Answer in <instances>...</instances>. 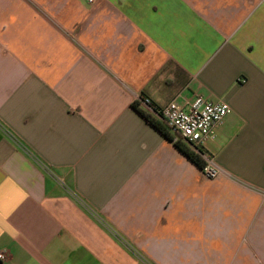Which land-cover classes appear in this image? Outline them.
Returning a JSON list of instances; mask_svg holds the SVG:
<instances>
[{"label":"crops","instance_id":"obj_1","mask_svg":"<svg viewBox=\"0 0 264 264\" xmlns=\"http://www.w3.org/2000/svg\"><path fill=\"white\" fill-rule=\"evenodd\" d=\"M196 95L231 109L212 179L140 113ZM1 250L264 264V0H0Z\"/></svg>","mask_w":264,"mask_h":264},{"label":"built area","instance_id":"obj_2","mask_svg":"<svg viewBox=\"0 0 264 264\" xmlns=\"http://www.w3.org/2000/svg\"><path fill=\"white\" fill-rule=\"evenodd\" d=\"M86 1L93 2V0ZM139 100L147 108L152 109L177 137H180L200 154L203 160L201 172L205 177L212 179L223 173L215 157L207 152L204 146L215 138L217 127L230 112L231 109L226 102L212 101L201 95H196L188 103H181L173 98L164 106L157 108L147 97H139ZM7 258L8 251L1 250L0 262Z\"/></svg>","mask_w":264,"mask_h":264},{"label":"trees","instance_id":"obj_3","mask_svg":"<svg viewBox=\"0 0 264 264\" xmlns=\"http://www.w3.org/2000/svg\"><path fill=\"white\" fill-rule=\"evenodd\" d=\"M143 97V96H141ZM134 107L137 106V103L135 102ZM140 113L159 130L161 133L168 138L170 141L174 143V145L183 153L185 156H187L192 162H194L197 166L202 168L203 160L199 153L195 152L193 148L184 142L180 137H177L175 134L170 133L169 127L166 125V123L162 120H155L151 118L148 114L140 111Z\"/></svg>","mask_w":264,"mask_h":264}]
</instances>
